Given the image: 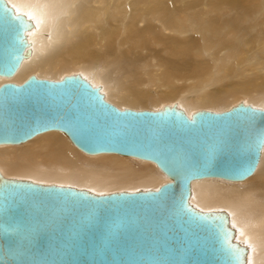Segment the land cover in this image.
Here are the masks:
<instances>
[{
	"label": "water",
	"instance_id": "1",
	"mask_svg": "<svg viewBox=\"0 0 264 264\" xmlns=\"http://www.w3.org/2000/svg\"><path fill=\"white\" fill-rule=\"evenodd\" d=\"M33 22L0 0V77L30 56ZM59 131L86 155L149 161L155 190L95 194L0 172V264H248L224 211L190 203L191 182H242L264 148V110L238 103L188 116L176 104L119 109L80 75L0 86V146Z\"/></svg>",
	"mask_w": 264,
	"mask_h": 264
},
{
	"label": "bare ground",
	"instance_id": "2",
	"mask_svg": "<svg viewBox=\"0 0 264 264\" xmlns=\"http://www.w3.org/2000/svg\"><path fill=\"white\" fill-rule=\"evenodd\" d=\"M6 2L34 27L26 35L30 56L11 78L0 77V86L78 74L119 109L176 104L190 116L243 103L264 110V0ZM82 153L65 134L49 131L1 145L0 172L95 194L169 182L149 161ZM189 201L202 211L226 212L249 250L248 264H264V148L252 176L194 180Z\"/></svg>",
	"mask_w": 264,
	"mask_h": 264
},
{
	"label": "rangeland",
	"instance_id": "3",
	"mask_svg": "<svg viewBox=\"0 0 264 264\" xmlns=\"http://www.w3.org/2000/svg\"><path fill=\"white\" fill-rule=\"evenodd\" d=\"M61 133V132H60ZM63 134V133H62ZM82 153V152H81ZM84 156H87L88 157V155H85L84 153H82ZM90 157H93V156H90Z\"/></svg>",
	"mask_w": 264,
	"mask_h": 264
}]
</instances>
